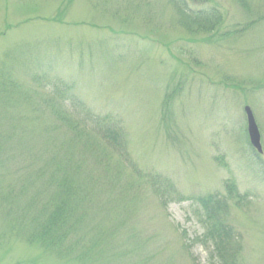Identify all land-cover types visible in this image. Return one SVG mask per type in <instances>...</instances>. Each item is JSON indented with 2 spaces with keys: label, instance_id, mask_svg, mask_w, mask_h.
Wrapping results in <instances>:
<instances>
[{
  "label": "rangeland",
  "instance_id": "1",
  "mask_svg": "<svg viewBox=\"0 0 264 264\" xmlns=\"http://www.w3.org/2000/svg\"><path fill=\"white\" fill-rule=\"evenodd\" d=\"M198 2L0 0V264H264V0Z\"/></svg>",
  "mask_w": 264,
  "mask_h": 264
},
{
  "label": "trees",
  "instance_id": "2",
  "mask_svg": "<svg viewBox=\"0 0 264 264\" xmlns=\"http://www.w3.org/2000/svg\"><path fill=\"white\" fill-rule=\"evenodd\" d=\"M198 1L199 0H196V3L199 4ZM184 9H185V11H189L190 13L192 12V13L195 14V12L192 10V8L190 6H185ZM87 114L90 115L91 113L88 111ZM204 199L205 198H203L201 201H203ZM206 200H208V202L210 204L214 205V201H213V199L211 197L210 198H206ZM204 203H206L205 200H204ZM227 233L230 234L229 232H227ZM212 234H215V236H213V238L220 239L221 242H219V244H221L222 242L225 241V244L223 243V245H219V247H221L223 249H227V250H232L231 246L233 245L234 241H232L233 239L231 237H228L226 235H222L219 231H210V235H212Z\"/></svg>",
  "mask_w": 264,
  "mask_h": 264
},
{
  "label": "water",
  "instance_id": "3",
  "mask_svg": "<svg viewBox=\"0 0 264 264\" xmlns=\"http://www.w3.org/2000/svg\"><path fill=\"white\" fill-rule=\"evenodd\" d=\"M249 121H250V125H249V131L251 134V139H252V143L257 146L258 149H260V145H259V133L257 131V127L256 124L254 122V119L251 115V113H249Z\"/></svg>",
  "mask_w": 264,
  "mask_h": 264
}]
</instances>
